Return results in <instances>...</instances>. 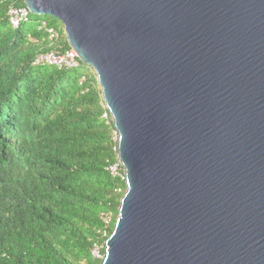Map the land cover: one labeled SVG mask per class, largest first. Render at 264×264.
<instances>
[{"label":"water","instance_id":"water-1","mask_svg":"<svg viewBox=\"0 0 264 264\" xmlns=\"http://www.w3.org/2000/svg\"><path fill=\"white\" fill-rule=\"evenodd\" d=\"M96 74L125 173L100 264H264V0H25Z\"/></svg>","mask_w":264,"mask_h":264},{"label":"trees","instance_id":"trees-1","mask_svg":"<svg viewBox=\"0 0 264 264\" xmlns=\"http://www.w3.org/2000/svg\"><path fill=\"white\" fill-rule=\"evenodd\" d=\"M8 5L0 3V264H100L91 250L104 255L126 189L106 169L117 161L112 118L89 66L32 64L39 52L70 48L64 28L32 13L14 28Z\"/></svg>","mask_w":264,"mask_h":264},{"label":"built area","instance_id":"built-area-1","mask_svg":"<svg viewBox=\"0 0 264 264\" xmlns=\"http://www.w3.org/2000/svg\"><path fill=\"white\" fill-rule=\"evenodd\" d=\"M1 2H9L7 8V16L12 27L17 28L21 24L30 22L31 12L26 6L25 0H0V3ZM22 2L24 3L23 5ZM38 30L45 31L46 34L48 35L49 40L52 41L57 40L60 36L59 30L49 26L45 20H40L38 22ZM28 39L29 41L34 40V38L31 35L28 36ZM81 63L82 62L77 52L71 47L63 53L57 52L55 50L39 52L34 57V60L32 62V64L36 66L49 65V66H55L57 68H75L78 67ZM92 73L94 74L97 80L96 74L93 70ZM89 78L90 76L87 75L82 76L81 82H85ZM107 113L108 110L104 115L108 116ZM113 139L116 141V153H117L118 131L116 130L115 127L113 131ZM106 169L111 173L112 176H114L115 178H120L125 182V173L118 157H117V161L107 166ZM102 219L105 225L107 226L112 221V215L108 212H104L102 213ZM91 252L92 255L96 258H101L104 256L100 251V247L96 244L93 246Z\"/></svg>","mask_w":264,"mask_h":264},{"label":"rangeland","instance_id":"rangeland-1","mask_svg":"<svg viewBox=\"0 0 264 264\" xmlns=\"http://www.w3.org/2000/svg\"><path fill=\"white\" fill-rule=\"evenodd\" d=\"M38 17H39V19H45L48 22L54 21L57 25H60L63 27V24L59 20L53 19V17H51V16H38ZM85 68L83 67L82 69H85ZM86 72H88V68H86Z\"/></svg>","mask_w":264,"mask_h":264}]
</instances>
